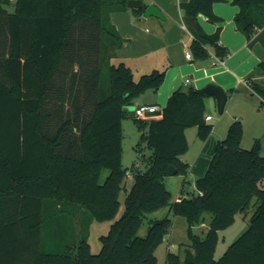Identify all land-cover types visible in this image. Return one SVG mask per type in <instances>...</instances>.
<instances>
[{
	"label": "trees",
	"instance_id": "trees-1",
	"mask_svg": "<svg viewBox=\"0 0 264 264\" xmlns=\"http://www.w3.org/2000/svg\"><path fill=\"white\" fill-rule=\"evenodd\" d=\"M0 0V264H157L155 251L167 236L170 213L187 218L189 226L200 212L211 215L206 236L193 238L184 264H264V157L260 142L241 147L243 124L234 119L226 137L217 141L194 192L171 203L164 186L170 167L186 177L182 161L187 150L184 130L196 127L205 142L213 126L205 121L203 89H178L168 98L161 117L137 119L124 108L147 91L156 93L165 71L154 70L134 80L131 69L116 59L123 40L111 25L112 12L128 9V0H15L9 13ZM226 0H188L180 5L183 19L195 28L188 50L193 61L211 56L224 61L230 51L220 45L218 28L207 34L197 23L202 15L221 22L213 5ZM239 8L236 30L251 45L264 47V0H232ZM104 41L106 44L104 45ZM110 56H104V48ZM108 66V86L101 83ZM257 72L264 74V63ZM264 105V85L246 80ZM234 91H229L233 93ZM132 116L139 133L138 163L122 166V120ZM150 151L142 155V148ZM141 165L144 169H141ZM109 175L101 183L103 170ZM127 174L134 178L124 200L122 216L100 238L97 255L81 231L61 253L43 252L47 211L67 206L71 215L86 212L97 222L113 221ZM256 198L248 229L216 261L217 233ZM57 206L59 208L57 209ZM168 208V216L149 220L146 236H138L148 214ZM47 236V235H46ZM164 264H182L168 251Z\"/></svg>",
	"mask_w": 264,
	"mask_h": 264
},
{
	"label": "crops",
	"instance_id": "crops-1",
	"mask_svg": "<svg viewBox=\"0 0 264 264\" xmlns=\"http://www.w3.org/2000/svg\"><path fill=\"white\" fill-rule=\"evenodd\" d=\"M135 1L141 3L143 12L149 6L157 7L163 20L144 17L143 13L141 16H135L131 10L112 12L109 15L110 23L123 40L120 49L116 51V59L112 61L123 62L131 69L132 74L138 73L137 77L157 70L165 71V78L156 93L147 91L145 96L148 99L142 101V99L138 100L139 97L131 107L157 106L159 111H162L171 94L180 88L193 87L200 90L207 85H215L222 88L228 98V94L234 96L240 90L250 93L251 97L256 95L245 83L240 81L250 79L264 85V74L256 71L257 66L264 63V47L254 40L256 36L252 38V43L249 45L245 37L236 30L234 17L239 8L231 4L232 0L213 5L214 15L221 19L219 23L211 24L202 15L197 17V23L205 33L213 34L218 28L220 29L219 43L230 51V55L224 60L223 65L218 66H212L211 57L203 61L185 59V52L189 51L188 47L192 36L189 29L185 30L183 27L188 28L183 19L180 5L188 0ZM14 2L15 0H3L2 4L5 8V5H11ZM261 13L264 14L262 7ZM187 79L190 80V84L184 85V81ZM231 90L234 92L229 93ZM259 99L261 103V98L259 97ZM234 119L239 118L234 117ZM255 140L256 136L253 131L247 130L243 126L241 147L249 148ZM216 143L217 141L211 139L210 135L205 142H202L197 159L206 155L207 159L211 161ZM58 208L59 206H57ZM73 218H76L75 214ZM168 251L170 250L167 249Z\"/></svg>",
	"mask_w": 264,
	"mask_h": 264
},
{
	"label": "rangeland",
	"instance_id": "rangeland-1",
	"mask_svg": "<svg viewBox=\"0 0 264 264\" xmlns=\"http://www.w3.org/2000/svg\"><path fill=\"white\" fill-rule=\"evenodd\" d=\"M5 8L8 12L14 10L13 4L5 5ZM105 44L106 42L104 41V45ZM104 49V56L108 58L111 50L107 46H105ZM119 62L120 61L110 60L109 64L113 63L114 65H117ZM101 69V83L102 85L108 86V66L103 64ZM133 76L135 81L138 80V73L134 72ZM145 95L147 94L141 95L138 100H147L148 98ZM205 115L212 118L208 123L213 126L211 139L216 141L223 140L226 137L228 127L232 123L233 118H239L242 121L243 126L247 130L249 129L253 131L256 140H259L260 154L264 157V105L260 103L258 96L255 95L254 97H251L250 93L242 90L234 96L228 94L227 102L222 114L218 113L215 99L207 97L205 99ZM122 131V166L125 169H131L133 164L138 163L140 156L135 150L140 135L133 123L132 116L127 115L122 120ZM184 135L187 142V150L182 155V161L187 162L189 165L187 176H167L163 182L166 190L171 194V203L177 202V197L182 191L181 183L183 180L186 182L183 188L184 195L187 196L194 192V182L196 179L205 175L210 163V160L207 159L206 155L197 159L202 142L197 138L196 127L186 128L184 130ZM251 147L252 146L246 148V150ZM141 152L144 156H149L150 154V151L146 149V147H143ZM141 169H144L143 165H141ZM108 175L109 171L106 169L103 170L100 179L101 183L105 181ZM133 182L134 178L128 175L119 193L120 207L118 214L113 221L97 222L84 211L81 212L78 217L73 218V215L70 214L72 208H68L70 206L64 208L62 212H53V210L47 211L43 226V252H63L64 246L70 243L73 236L76 234V231H81L90 246L91 254L97 255L101 250L100 238L107 235L113 222L118 220L124 212L125 196L131 189ZM255 209L256 198L251 200L246 211L235 216L233 223L229 227L217 233L214 250V259L216 261H218L227 248L248 229L250 219ZM167 216L168 208L148 214L146 216L147 218L143 221L138 236L141 238L146 236L149 227V220H161ZM169 218L171 220L169 232L155 251L157 264H164L167 249L178 255L179 261L184 264L187 257L186 251H191L189 246L192 244L193 238L196 237L202 239L206 236L211 221V215L206 212H200L198 219L190 226L187 218L183 215L170 213Z\"/></svg>",
	"mask_w": 264,
	"mask_h": 264
},
{
	"label": "water",
	"instance_id": "water-1",
	"mask_svg": "<svg viewBox=\"0 0 264 264\" xmlns=\"http://www.w3.org/2000/svg\"><path fill=\"white\" fill-rule=\"evenodd\" d=\"M127 8L128 9H141V3L139 1H135V0H128L127 1ZM144 17H155L158 19L163 20V16L160 12V10L155 7V6H149L144 12H143ZM187 26L193 30L195 28V21L193 18H189L186 21ZM204 92L206 93V95L208 97H212L215 99L216 101V106H217V110L219 114H222L225 108V104L227 102V95L225 93V91L215 85H207L203 88ZM125 111H129V112H133L134 108L133 107H126L124 108ZM161 112L158 111L157 113H155V116H160ZM149 117L153 116V115H148ZM177 174V171L174 167H170L169 171H168V176H175Z\"/></svg>",
	"mask_w": 264,
	"mask_h": 264
},
{
	"label": "built area",
	"instance_id": "built-area-1",
	"mask_svg": "<svg viewBox=\"0 0 264 264\" xmlns=\"http://www.w3.org/2000/svg\"><path fill=\"white\" fill-rule=\"evenodd\" d=\"M185 30H187L188 28L186 26H183ZM212 58V66H218V65H223V62L224 61H221L217 58H215L214 56H211ZM185 59L188 60V61H191L192 60V56L190 54L189 51H186L185 52ZM240 82H243L247 85V82L246 81H240ZM190 84V80H185L184 81V85H189ZM159 111L158 107L157 106H147V105H141V106H138V107H135L134 110H133V116L137 119H142V120H145V119H156V118H160V116H155V113H157ZM161 112V111H160ZM148 115H153L151 117H149ZM211 120V117L209 116H206L205 117V121L208 122ZM129 174H127L128 176ZM185 198L184 195H179L177 197V202H181L183 201Z\"/></svg>",
	"mask_w": 264,
	"mask_h": 264
}]
</instances>
